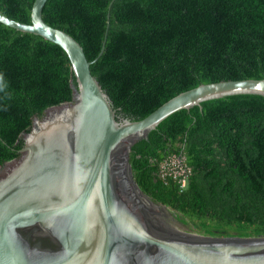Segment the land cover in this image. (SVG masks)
<instances>
[{
  "label": "trees",
  "instance_id": "obj_1",
  "mask_svg": "<svg viewBox=\"0 0 264 264\" xmlns=\"http://www.w3.org/2000/svg\"><path fill=\"white\" fill-rule=\"evenodd\" d=\"M33 2L0 0V14L30 24ZM42 19L80 44L130 120L201 84L264 79V0H47ZM73 84L59 46L0 23V169L18 158L35 117L72 101ZM178 156L191 170L184 190L159 177ZM128 157L140 190L205 236L264 238L263 96L178 111Z\"/></svg>",
  "mask_w": 264,
  "mask_h": 264
},
{
  "label": "water",
  "instance_id": "obj_2",
  "mask_svg": "<svg viewBox=\"0 0 264 264\" xmlns=\"http://www.w3.org/2000/svg\"><path fill=\"white\" fill-rule=\"evenodd\" d=\"M46 1L34 0L30 24L1 14L0 23L59 46L76 85L71 102L33 119L18 158L0 169V264H264V238L204 236L140 190L128 157L178 111L264 97V79L201 84L130 120L114 109L80 44L43 21Z\"/></svg>",
  "mask_w": 264,
  "mask_h": 264
},
{
  "label": "built area",
  "instance_id": "obj_3",
  "mask_svg": "<svg viewBox=\"0 0 264 264\" xmlns=\"http://www.w3.org/2000/svg\"><path fill=\"white\" fill-rule=\"evenodd\" d=\"M167 161H168L167 163L169 164V167L172 166L173 169L179 170V172L181 174L175 175L174 172L169 171V169L162 167L163 166L162 165L160 172H159V177L162 180H166L167 177H171L173 180L178 182V184H179L178 186H179L180 190H184L188 184V177L191 174L190 168H188L184 163V157H182V156L171 157Z\"/></svg>",
  "mask_w": 264,
  "mask_h": 264
},
{
  "label": "rangeland",
  "instance_id": "obj_4",
  "mask_svg": "<svg viewBox=\"0 0 264 264\" xmlns=\"http://www.w3.org/2000/svg\"><path fill=\"white\" fill-rule=\"evenodd\" d=\"M179 157V156H178ZM168 161H166L164 164H162L161 166L162 167H164V168H167V169H169V171H172V172H174V174L175 175H179V174H181L180 172H179V170H175V169H173V167L171 166V167H169V164L167 163ZM173 162V161H172ZM166 211H169V212H172L170 209H168V210H166ZM172 213H174V212H172ZM175 214V213H174ZM184 217V216H183ZM184 218H186V219H188L189 221H191V222H193L197 227H198V229L200 230V227H199V222L198 221H196V220H193V219H190V218H187V217H184ZM201 231V230H200ZM201 233L203 234V232L201 231ZM204 236H205V234H203Z\"/></svg>",
  "mask_w": 264,
  "mask_h": 264
}]
</instances>
